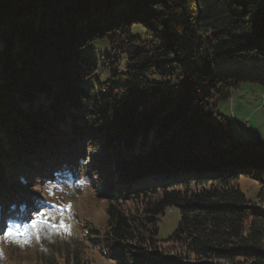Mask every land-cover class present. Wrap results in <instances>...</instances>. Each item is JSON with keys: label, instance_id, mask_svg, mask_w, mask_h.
I'll return each instance as SVG.
<instances>
[{"label": "trees", "instance_id": "obj_1", "mask_svg": "<svg viewBox=\"0 0 264 264\" xmlns=\"http://www.w3.org/2000/svg\"><path fill=\"white\" fill-rule=\"evenodd\" d=\"M99 40L127 55L120 84H92L83 48ZM243 83L264 86V0H0V230L46 215V188L87 181L108 201L92 242L111 264H264V213L236 184L264 198V140L217 112ZM174 207L180 255L161 260Z\"/></svg>", "mask_w": 264, "mask_h": 264}, {"label": "rangeland", "instance_id": "obj_2", "mask_svg": "<svg viewBox=\"0 0 264 264\" xmlns=\"http://www.w3.org/2000/svg\"><path fill=\"white\" fill-rule=\"evenodd\" d=\"M146 32L141 25L133 27V34L143 39L147 37ZM83 53L97 63L98 69L92 78L95 87L98 81L113 80L120 84L126 78L127 55L113 51L107 40L89 44L83 48ZM110 61L118 63L117 77H112L114 66ZM217 112L231 123L238 138L242 137L245 142L264 140V86L252 83L239 85L230 100L219 102ZM90 155L93 157V152L88 153ZM87 163L91 169L89 159ZM236 184L245 193L248 203L264 213V198L259 196L260 183L242 177ZM103 192L99 184L90 185L87 181L46 188L45 196L50 206L46 215L40 216L35 220L36 224L33 222L30 226L20 224L0 230V264H111L97 247V242H92L93 238H102L106 230L108 201L102 196ZM142 202H126L123 208L138 215ZM179 221L180 211L176 207L158 218V257L161 260L175 261L180 255V248L167 242L178 228ZM61 224L69 226L70 231H65ZM186 264L231 262L191 256Z\"/></svg>", "mask_w": 264, "mask_h": 264}, {"label": "snow or ice", "instance_id": "obj_3", "mask_svg": "<svg viewBox=\"0 0 264 264\" xmlns=\"http://www.w3.org/2000/svg\"><path fill=\"white\" fill-rule=\"evenodd\" d=\"M70 207V206H69ZM60 227H62L65 231H70L69 226L61 224ZM11 235V233H9Z\"/></svg>", "mask_w": 264, "mask_h": 264}]
</instances>
